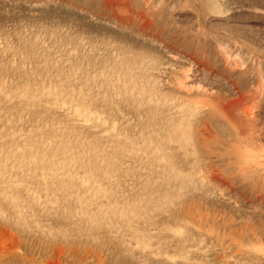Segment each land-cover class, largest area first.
Masks as SVG:
<instances>
[{"label": "rangeland", "instance_id": "obj_1", "mask_svg": "<svg viewBox=\"0 0 264 264\" xmlns=\"http://www.w3.org/2000/svg\"><path fill=\"white\" fill-rule=\"evenodd\" d=\"M0 264H264V0H0Z\"/></svg>", "mask_w": 264, "mask_h": 264}]
</instances>
